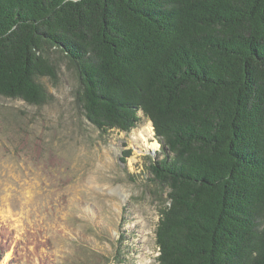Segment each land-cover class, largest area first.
<instances>
[{
    "label": "trees",
    "instance_id": "1",
    "mask_svg": "<svg viewBox=\"0 0 264 264\" xmlns=\"http://www.w3.org/2000/svg\"><path fill=\"white\" fill-rule=\"evenodd\" d=\"M50 50L97 130L151 123L158 264H264V0H0V97L46 102Z\"/></svg>",
    "mask_w": 264,
    "mask_h": 264
},
{
    "label": "rangeland",
    "instance_id": "2",
    "mask_svg": "<svg viewBox=\"0 0 264 264\" xmlns=\"http://www.w3.org/2000/svg\"><path fill=\"white\" fill-rule=\"evenodd\" d=\"M47 55L46 102L0 97V264H158L168 203L149 172L164 156L151 123L139 113L127 133L97 130L77 74L60 53Z\"/></svg>",
    "mask_w": 264,
    "mask_h": 264
},
{
    "label": "clouds",
    "instance_id": "3",
    "mask_svg": "<svg viewBox=\"0 0 264 264\" xmlns=\"http://www.w3.org/2000/svg\"><path fill=\"white\" fill-rule=\"evenodd\" d=\"M107 188V187H106ZM105 189H101V191H104ZM112 191H109L107 194H110Z\"/></svg>",
    "mask_w": 264,
    "mask_h": 264
},
{
    "label": "bare ground",
    "instance_id": "4",
    "mask_svg": "<svg viewBox=\"0 0 264 264\" xmlns=\"http://www.w3.org/2000/svg\"><path fill=\"white\" fill-rule=\"evenodd\" d=\"M156 146H154V149H155Z\"/></svg>",
    "mask_w": 264,
    "mask_h": 264
}]
</instances>
